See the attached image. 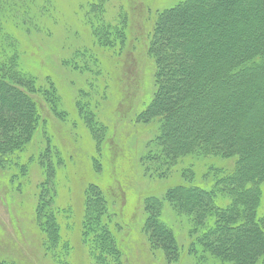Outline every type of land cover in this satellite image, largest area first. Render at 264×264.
<instances>
[{"label":"trees","instance_id":"16d2710c","mask_svg":"<svg viewBox=\"0 0 264 264\" xmlns=\"http://www.w3.org/2000/svg\"><path fill=\"white\" fill-rule=\"evenodd\" d=\"M56 6L52 0H0V157L24 149L38 131L42 112L33 94L41 93L62 117L56 89L40 87L21 57V34L32 26L41 28ZM219 24L223 29L215 35ZM109 25L92 28V33L108 34ZM113 30L124 42L126 27ZM149 33L155 90L136 121L158 130L144 144L141 163L149 178L166 179L179 171L180 180L151 190L157 196L144 199L140 229L154 255L162 254L166 262L178 259L187 240L188 264L192 258L196 264H264V0H181L159 12ZM236 81L242 91L230 94L227 85ZM76 103L97 149L106 128L87 101ZM39 153L40 164L50 159ZM92 162L98 170V160ZM14 166L10 168L16 170ZM20 168L13 181L27 176L29 165ZM42 170L34 231L52 264H69L70 244L58 223L64 212L55 198L56 168L50 161ZM91 170L89 166L79 215L82 243L89 248L86 262L125 264L119 238L105 220L103 190ZM173 212L184 218L185 234L174 230ZM0 264L21 263L0 253Z\"/></svg>","mask_w":264,"mask_h":264},{"label":"rangeland","instance_id":"374dc122","mask_svg":"<svg viewBox=\"0 0 264 264\" xmlns=\"http://www.w3.org/2000/svg\"><path fill=\"white\" fill-rule=\"evenodd\" d=\"M52 1L57 6L53 16L47 17L48 22L21 34V57L24 66L34 70L40 87L56 89L62 117L53 112L41 93L33 94L42 112L38 131L24 149L0 157V253L21 264H52L44 255L33 224V205L44 178L42 166L51 161L56 168L55 198L64 212L58 214V223L70 244L66 252L69 264H88L89 248L82 243L79 215L83 211V190L90 180L89 166L103 190L108 206L105 220L119 238L125 264H188L184 248L187 240L178 259L166 262L162 254L154 255L140 229L145 219L144 199L157 196L152 189L160 185L167 188L180 180V172L166 179L146 175L141 163L144 144L158 129L136 121L137 113L155 90L151 86L155 64L147 51L151 23L159 12L181 0ZM92 3L99 7L93 8ZM251 15L252 11L248 18ZM107 24L108 34L102 32L98 37L92 33V28L105 29L103 25ZM122 27H126L124 42L113 33V29ZM222 29L219 24L215 35ZM98 38L111 42L104 45ZM227 86L232 87L230 94L242 91L237 81ZM78 101H87L106 128L105 139L97 148L100 151L79 118ZM41 151L45 158L50 156L43 164L39 160ZM94 157L100 164L98 170L93 167ZM13 163L19 174L21 166L29 165L27 176L13 181ZM175 216L173 212L169 217L173 225L176 222L174 230L185 234L184 218ZM196 262L191 259V264Z\"/></svg>","mask_w":264,"mask_h":264}]
</instances>
